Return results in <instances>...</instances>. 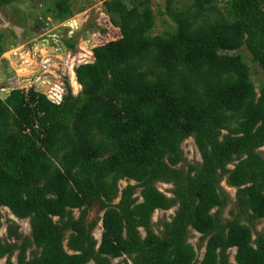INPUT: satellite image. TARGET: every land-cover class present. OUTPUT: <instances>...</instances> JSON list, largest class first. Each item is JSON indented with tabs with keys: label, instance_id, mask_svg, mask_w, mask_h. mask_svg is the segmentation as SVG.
Instances as JSON below:
<instances>
[{
	"label": "trees",
	"instance_id": "trees-1",
	"mask_svg": "<svg viewBox=\"0 0 264 264\" xmlns=\"http://www.w3.org/2000/svg\"><path fill=\"white\" fill-rule=\"evenodd\" d=\"M221 1L165 0L168 28L157 35L152 0L105 1L119 36L75 67L80 93L0 97V229L8 208L32 230L12 225L0 237L4 264L16 252L18 264H232V250L236 264H264V234L253 233L264 220V83L257 91L241 51L264 72V0ZM54 7L71 14V0ZM191 137L202 162L181 167ZM225 179L237 189L231 220ZM95 205L104 213L89 223ZM174 207L157 234L155 212Z\"/></svg>",
	"mask_w": 264,
	"mask_h": 264
},
{
	"label": "rangeland",
	"instance_id": "rangeland-1",
	"mask_svg": "<svg viewBox=\"0 0 264 264\" xmlns=\"http://www.w3.org/2000/svg\"><path fill=\"white\" fill-rule=\"evenodd\" d=\"M108 0H71L72 10L68 18L63 19L57 16L54 7L55 0H43L31 2L29 0H16V2L0 6V46L3 52L0 55V97L5 98L13 89H26L35 87L38 91L45 93L52 100H60L67 93L68 87L74 94L81 91L77 81L75 67L81 63L94 60L93 49L108 41L118 38V30L109 22L104 2ZM187 0H180V5H186ZM220 8L224 9L226 4L219 0ZM152 8L157 16V23L153 34L162 33L168 24L167 15H159V11H165V0H152ZM107 30V34L102 31ZM67 43H74L75 49L70 48ZM243 56L252 68V79L259 91L260 84L264 83V72L256 65L249 51L241 50ZM75 74V76L73 75ZM72 78L74 86L72 83ZM77 81V83L75 82ZM79 84V85H78ZM75 87V88H74ZM184 150V161L181 167L187 168L189 164L196 165L202 162L201 153L193 137L185 140L182 144ZM259 153L264 156V147ZM233 168V165L230 166ZM128 184L136 182L121 181V189ZM158 187L165 192L171 191L172 185L158 183ZM222 189L229 196V203L223 212L224 220H231L230 212L236 208L237 189L228 185L226 179L221 183ZM139 193V190H138ZM170 195V194H169ZM177 207L169 211L158 210L153 216L154 230L157 234L163 229V221H171ZM104 211L95 205L89 212L88 222L102 217ZM76 217L80 211L74 212ZM2 228L0 237L5 239L9 227L19 226V232L24 237L31 236L30 220H19L9 209L2 208ZM102 222L94 229V234L99 243L102 237ZM254 238L264 234V220L253 225ZM143 236L145 232L142 230ZM10 242H16L11 240ZM189 242L196 248L201 242V235L191 231ZM204 248L200 252L203 257ZM230 262L235 263L236 250H232ZM29 258L32 257V250L28 251ZM12 262L18 264L17 252L12 257ZM124 259H117L113 264L122 262ZM7 258L0 260L4 264ZM130 263V260L127 261Z\"/></svg>",
	"mask_w": 264,
	"mask_h": 264
},
{
	"label": "clouds",
	"instance_id": "clouds-1",
	"mask_svg": "<svg viewBox=\"0 0 264 264\" xmlns=\"http://www.w3.org/2000/svg\"><path fill=\"white\" fill-rule=\"evenodd\" d=\"M6 209H8V208H6ZM10 211V210H9ZM11 212V211H10ZM101 241V240H100Z\"/></svg>",
	"mask_w": 264,
	"mask_h": 264
}]
</instances>
